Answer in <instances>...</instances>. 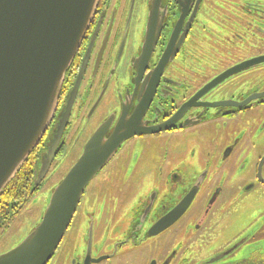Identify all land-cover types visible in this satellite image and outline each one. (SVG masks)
I'll use <instances>...</instances> for the list:
<instances>
[{"label":"flooded vegetation","instance_id":"1","mask_svg":"<svg viewBox=\"0 0 264 264\" xmlns=\"http://www.w3.org/2000/svg\"><path fill=\"white\" fill-rule=\"evenodd\" d=\"M76 88L47 175L104 124L106 139L122 122L143 131L90 182L47 264H264V0H100L36 149L30 197L0 203V235L45 184L35 187Z\"/></svg>","mask_w":264,"mask_h":264},{"label":"water","instance_id":"2","mask_svg":"<svg viewBox=\"0 0 264 264\" xmlns=\"http://www.w3.org/2000/svg\"><path fill=\"white\" fill-rule=\"evenodd\" d=\"M99 1L0 0V198L49 130L66 74ZM242 69L244 66L237 67L229 75ZM76 91L59 122L35 187L57 156ZM108 127L104 124L93 134L81 157L53 189L41 222L17 247L0 256V264H47L53 257L90 182L126 140L143 131L122 122L106 139ZM187 208L168 218V226Z\"/></svg>","mask_w":264,"mask_h":264},{"label":"rangeland","instance_id":"3","mask_svg":"<svg viewBox=\"0 0 264 264\" xmlns=\"http://www.w3.org/2000/svg\"><path fill=\"white\" fill-rule=\"evenodd\" d=\"M75 134L76 131L73 132V136ZM87 138H88L87 134H85L82 137L80 143L74 148L73 151L70 150L66 151L65 154L63 155V159L57 160L55 162V164L51 169V172H49L50 174H48L49 176L47 175L48 178L46 177L47 180L45 181V184L41 187L40 191L36 193L32 199H30L28 204L21 212H19L18 214H16L14 218H12V224L10 230L7 233H3L0 235L1 236L0 256L17 247L21 242H23L26 239V237L29 234L32 233V231L36 228V226H38V224L41 222L45 210L48 206L49 199L53 189L58 186V184L65 178V176L74 166V164L77 162V160L82 154V148H81L83 146L82 144L85 142ZM185 145L187 146L186 143ZM149 152L150 151L148 146L146 147V153L149 154ZM149 167L150 166H148L147 168L149 169ZM134 185L135 187H137L138 182L135 181ZM240 212L243 213L242 210H240ZM239 223L243 224L244 222H239ZM253 224H256L254 226L256 227L259 225V222H254ZM103 231L105 230L102 229L101 232ZM262 245L264 247V242L262 243ZM211 248L214 249L213 245L210 246L208 245V247H205L206 251H204L202 255L204 257L207 255L210 256L212 254V251L210 250ZM196 256L197 253L193 255V257ZM52 264H54V262H52Z\"/></svg>","mask_w":264,"mask_h":264},{"label":"trees","instance_id":"4","mask_svg":"<svg viewBox=\"0 0 264 264\" xmlns=\"http://www.w3.org/2000/svg\"><path fill=\"white\" fill-rule=\"evenodd\" d=\"M35 152L36 150L30 155L22 169L4 191L0 198L1 204H6L8 207L12 205L17 209L22 204L26 195L30 197L34 172L37 168V156Z\"/></svg>","mask_w":264,"mask_h":264}]
</instances>
